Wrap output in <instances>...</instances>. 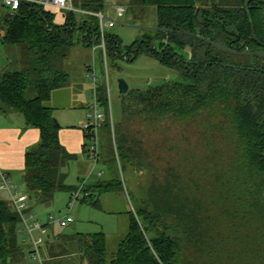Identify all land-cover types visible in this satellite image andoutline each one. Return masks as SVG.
Listing matches in <instances>:
<instances>
[{
  "label": "trees",
  "instance_id": "1",
  "mask_svg": "<svg viewBox=\"0 0 264 264\" xmlns=\"http://www.w3.org/2000/svg\"><path fill=\"white\" fill-rule=\"evenodd\" d=\"M108 1L73 0L76 11L89 14L62 11V24L56 23V13L38 4L23 1L16 12L0 6V43L19 48L27 64L24 71L10 65L0 76V103L40 131L39 143L25 157L27 194L41 207L50 206L58 193L73 195L80 187L78 201L83 204L124 192L118 171L89 187L85 181L76 187L67 184L64 169L77 156L61 145L62 127L48 104L68 86L64 62L77 44L99 48L106 60L131 62L145 53L180 74L182 81L129 91L123 96L124 118L146 127L191 125L203 149L199 155L197 147V153L186 154L196 162L191 177L171 171L170 181L154 176L145 194L136 193L127 212L128 233L116 252L109 253L106 235L98 233L85 236L89 243L84 257L88 264H264V2L250 4L256 42L246 0H216L209 6L201 0H137L156 8L157 25L153 34L124 47L107 28L103 35L94 16L105 14ZM186 48L191 50L188 62L178 53ZM97 91L100 106L106 107L102 128L113 134L112 157L123 175L143 165L144 149L136 150L121 124L111 125L107 88L101 85ZM85 138L90 160L91 135L85 132ZM20 224L13 204L0 201V264H24L17 242Z\"/></svg>",
  "mask_w": 264,
  "mask_h": 264
},
{
  "label": "rangeland",
  "instance_id": "2",
  "mask_svg": "<svg viewBox=\"0 0 264 264\" xmlns=\"http://www.w3.org/2000/svg\"><path fill=\"white\" fill-rule=\"evenodd\" d=\"M107 5L105 15L111 18L116 17L115 8L125 6V16L119 19L117 24L106 29L108 34L117 36L124 47L131 46L143 36L153 34L157 25L155 7L141 5L137 0H109ZM77 18L81 20L82 15L77 13ZM17 50L20 49L17 48ZM93 50L78 44L70 49L64 62L66 71L71 74L70 81L65 89L56 93L54 103L51 105L50 102L48 105L49 107L75 105V97L83 86L80 80L83 75L87 80L81 97L84 104L92 106L96 88L101 85L106 86L109 103L108 118L111 125L113 123L115 126L121 124L122 132L131 138V144L135 145L136 150L138 147H143L142 159L144 163L142 166L137 165L135 169L125 170L122 175L121 164L118 160L114 163L112 157L113 134H110L105 127L102 128L98 133L99 163H96L95 160H88V158L85 159L88 161V165H84L85 163L80 159L76 160L77 163L71 162L64 169L68 174L67 184L76 187L85 181V186L89 187L96 182L111 179L118 174L116 173L118 171L124 182V192L103 194L100 198L93 197V202L86 204L81 201H72L70 192H61L46 208L38 207L36 202L29 200L27 207L31 211L28 209L30 212L25 216L28 221L47 224L49 216L55 220L66 216L71 217L73 222L66 227H60L55 223L50 230L48 229V234L52 235V239L49 240L46 237L40 245L43 263L33 258L32 244L24 242L27 236L22 231L23 227L20 224L17 242L24 251L25 264H88L84 253H82L89 243L85 236L98 233L106 235L109 253L113 254L128 233L127 212L133 209L136 195L145 194L146 187L154 176H158L161 181H164L167 176L170 181L172 172L180 176L191 177L190 173L196 169V166L193 167L192 164H196V162H193V156L192 158L187 157L186 154L197 153V147L199 155L200 150L203 149V146H199V133L191 125L182 127L172 122H166L156 127H146L141 125L137 119H125L122 114V106L126 98L120 94L118 83L120 80H124L128 84L129 91L146 90L165 83L181 82L180 74L161 65L145 53L130 62L110 58L106 60L100 50L98 52ZM17 53L15 57L16 69L24 71L27 64L22 58L21 52L17 51ZM178 53L186 62L191 60L189 48L180 49ZM31 94L29 93L28 96L30 95L29 97L32 98ZM100 110L102 114L106 115V107L102 106ZM90 113H93L91 108L87 115ZM60 114L61 116L62 114L68 115V122H74L70 117V111H62ZM184 156L189 160L184 161ZM144 165L146 171L143 172ZM152 166L155 172L152 170ZM199 181L197 180L195 183ZM18 189L23 192L22 187H18ZM95 202H98V206H94ZM251 244L255 245L254 242ZM244 258L247 259V257ZM243 263L257 264V261L247 260Z\"/></svg>",
  "mask_w": 264,
  "mask_h": 264
},
{
  "label": "crops",
  "instance_id": "3",
  "mask_svg": "<svg viewBox=\"0 0 264 264\" xmlns=\"http://www.w3.org/2000/svg\"><path fill=\"white\" fill-rule=\"evenodd\" d=\"M0 6H3L2 0H0ZM47 10L57 14V24H62L64 22V18L60 13L61 11L54 8H47ZM99 50V48H94L93 51L98 52ZM17 51H19L17 48L8 47L0 43V76L8 70L10 65L15 66V64H17L15 61L16 54H18ZM80 80L83 86L75 97V105H70L68 107L56 106L52 108L54 109V117L62 127L59 132L61 145L69 154L77 156V161L80 159L85 163L84 165H88V161L85 160L87 159V156L84 153L86 138L82 126L86 122L85 120H87V114L90 112L91 106L90 104L87 105L81 101L87 80L84 75ZM57 92L58 91L52 96L51 105L54 103ZM62 111H70V117L74 122H68L69 118L66 114H62L61 116L60 112ZM39 140L40 131L38 129L27 126L25 119L21 114L5 108L0 103V172L9 177L10 184L13 187L11 192L0 190V201L12 203V200L16 195H28L23 183L25 157L27 152L39 143ZM74 163L77 162L75 161ZM18 187H22L23 192L19 191ZM28 197L29 200H31L29 195ZM41 207L46 208L48 206L43 205ZM29 210L31 211V209ZM51 228L52 227H50L49 230ZM47 238L51 240L52 235L48 234ZM24 260H26L25 257Z\"/></svg>",
  "mask_w": 264,
  "mask_h": 264
},
{
  "label": "built area",
  "instance_id": "4",
  "mask_svg": "<svg viewBox=\"0 0 264 264\" xmlns=\"http://www.w3.org/2000/svg\"><path fill=\"white\" fill-rule=\"evenodd\" d=\"M29 2L44 6L45 8H54L58 11L63 12H74L76 11L73 6V0H2L3 5L10 12H16L19 10L21 2ZM116 9V17L111 18L104 13L94 14V16L99 18L101 31L104 35V30L106 28H110L112 25L117 24L119 19H122L126 14V9L124 6H118ZM82 14H89L83 11H76ZM102 49H105L104 43L101 45ZM96 82V81H95ZM109 93V92H108ZM100 103L98 99V91L97 88L95 90V99L94 103L91 106L93 113H90L87 117L86 122L82 126V129L91 135L90 145H89V159L95 160L97 163L99 160V141H98V133L102 129L105 121L106 115L102 114L100 110ZM13 187L10 184L9 177L0 172V190L11 192ZM82 187L73 193L72 201H78L82 197L81 193ZM17 194V193H16ZM29 197L28 195H16L12 200V204L16 210V212L20 215L23 229L26 233L27 238L24 240L25 243L30 242L33 247V258L35 260H39L43 263V257L40 252V245L44 242L45 238L48 236L49 227L53 226L55 223L60 227H66L68 224L73 222L71 217L64 216L60 219H54L52 216H49L47 224L42 222H30L26 219V212L28 211L27 203Z\"/></svg>",
  "mask_w": 264,
  "mask_h": 264
},
{
  "label": "water",
  "instance_id": "5",
  "mask_svg": "<svg viewBox=\"0 0 264 264\" xmlns=\"http://www.w3.org/2000/svg\"><path fill=\"white\" fill-rule=\"evenodd\" d=\"M201 2H203L206 6L216 4V0H201ZM252 2L263 3L264 1L263 0H246V2H245V11H246V14H247V17L249 19L250 26H251L252 39L254 41L258 42V38H257L256 33H255V27H254L253 20H252L251 14H250V4ZM118 83H119L120 94L121 95L128 94V92H129L128 84L124 80H120ZM30 199H32V197H30Z\"/></svg>",
  "mask_w": 264,
  "mask_h": 264
}]
</instances>
